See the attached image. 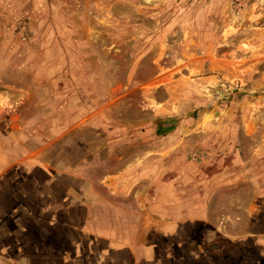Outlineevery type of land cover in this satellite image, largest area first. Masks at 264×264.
Returning <instances> with one entry per match:
<instances>
[{
  "label": "rangeland",
  "instance_id": "obj_1",
  "mask_svg": "<svg viewBox=\"0 0 264 264\" xmlns=\"http://www.w3.org/2000/svg\"><path fill=\"white\" fill-rule=\"evenodd\" d=\"M0 264H264V0H0Z\"/></svg>",
  "mask_w": 264,
  "mask_h": 264
},
{
  "label": "crops",
  "instance_id": "obj_2",
  "mask_svg": "<svg viewBox=\"0 0 264 264\" xmlns=\"http://www.w3.org/2000/svg\"><path fill=\"white\" fill-rule=\"evenodd\" d=\"M23 187V186H22ZM24 191V189H23ZM25 193V191H24ZM48 230H46L45 233H47ZM44 232H39V234H43ZM38 237H43V240H46L48 237L46 236H38ZM29 236L25 237V243H24V249H23V254L27 255L26 259L29 258L30 260H36L39 258L43 259L44 261H55L56 259L53 256H50L51 254H55V251L53 249V246L49 247L48 245L42 246L41 244H37L36 242L33 241V239H28ZM41 240V239H40ZM63 259L65 255L68 253L67 251H63ZM32 260V261H33Z\"/></svg>",
  "mask_w": 264,
  "mask_h": 264
}]
</instances>
